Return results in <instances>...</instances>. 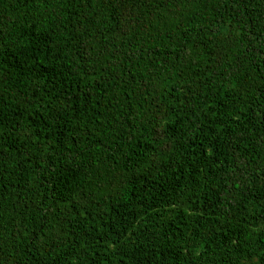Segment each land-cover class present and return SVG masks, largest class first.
<instances>
[{
    "label": "trees",
    "instance_id": "16d2710c",
    "mask_svg": "<svg viewBox=\"0 0 264 264\" xmlns=\"http://www.w3.org/2000/svg\"><path fill=\"white\" fill-rule=\"evenodd\" d=\"M0 264H264V0H0Z\"/></svg>",
    "mask_w": 264,
    "mask_h": 264
}]
</instances>
